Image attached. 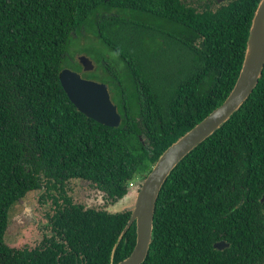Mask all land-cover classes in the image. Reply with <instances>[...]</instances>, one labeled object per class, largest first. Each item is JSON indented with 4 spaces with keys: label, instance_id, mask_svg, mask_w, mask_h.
Listing matches in <instances>:
<instances>
[{
    "label": "trees",
    "instance_id": "obj_1",
    "mask_svg": "<svg viewBox=\"0 0 264 264\" xmlns=\"http://www.w3.org/2000/svg\"><path fill=\"white\" fill-rule=\"evenodd\" d=\"M196 1L0 0V264H75L74 257L58 263L51 248L9 246L14 204L53 180L81 178L114 205L230 94L260 0ZM82 28L111 53L99 54L100 67L84 76L108 85L118 126L80 112L60 81ZM263 198L264 69L241 107L172 170L142 264H264ZM64 199L53 229L66 242L54 246L90 264L131 254L135 222L114 250L131 211ZM223 240L228 247L214 246Z\"/></svg>",
    "mask_w": 264,
    "mask_h": 264
},
{
    "label": "water",
    "instance_id": "obj_2",
    "mask_svg": "<svg viewBox=\"0 0 264 264\" xmlns=\"http://www.w3.org/2000/svg\"><path fill=\"white\" fill-rule=\"evenodd\" d=\"M222 1L218 0V2ZM79 61L85 71L93 70L95 67L93 61L85 54L79 56ZM263 69L264 0H260L252 19L244 63L233 89L221 105L163 151L150 173L140 182L142 184L135 203L121 209V211H131V216L114 250L123 234L134 222L137 226V238L131 254L117 263L112 261V264H142L146 260L152 241L156 202L167 178L188 153L220 128L250 97ZM59 77L68 97L80 112L105 125L118 126L121 123L122 116L118 106L112 101L105 82L85 78L80 72L68 67L60 71ZM129 193L128 188L125 196L119 200L120 203L131 199ZM214 246L224 249L229 243L223 240L215 243Z\"/></svg>",
    "mask_w": 264,
    "mask_h": 264
},
{
    "label": "rangeland",
    "instance_id": "obj_3",
    "mask_svg": "<svg viewBox=\"0 0 264 264\" xmlns=\"http://www.w3.org/2000/svg\"><path fill=\"white\" fill-rule=\"evenodd\" d=\"M213 7H216L220 2L215 3V0H209ZM218 1V0H217ZM223 0L222 2H225ZM205 0H197V5H203ZM80 35H75L71 39V44L69 47V57L64 62L65 67H71L72 60L79 61V56L85 54L94 63L95 69L99 68L100 65L96 60L99 54L108 55V47L103 45V43L98 39V37L90 29H81ZM87 48V51H85ZM94 69V70H95ZM91 71V70H90ZM143 180L141 178H136L131 181L129 185L130 200L126 199L123 203L118 201L115 205L109 204V201L100 192L95 191V186L88 184L81 179H73L70 181V186L68 192L72 195L75 194L76 199H79L81 203H89L97 208L106 207L110 211L118 212L122 208L132 206L137 197L138 190H140V185ZM47 205L40 204L39 202V192L32 191L29 192L21 201L14 204L10 210L8 229L6 231L5 240L9 246L12 247H24L26 244L33 245L38 239H41V229L40 226L44 222V214L47 209ZM117 208V209H116ZM116 209V210H115ZM32 214V215H31Z\"/></svg>",
    "mask_w": 264,
    "mask_h": 264
},
{
    "label": "flooded vegetation",
    "instance_id": "obj_4",
    "mask_svg": "<svg viewBox=\"0 0 264 264\" xmlns=\"http://www.w3.org/2000/svg\"><path fill=\"white\" fill-rule=\"evenodd\" d=\"M220 3H222V2H220ZM78 63L82 67V69L78 72H80L82 74V76L85 77L84 74L88 71H85L83 69V66L80 63V61H78ZM94 69H95V67H94ZM93 70H91V71H93ZM99 72L100 73L107 72V66L105 65L103 67V69L100 70ZM85 78H87V77H85ZM76 179H81V178H76ZM81 180L87 182L88 184H91V182L88 180H85V179H81ZM70 181H68V182H64V181L63 182H61V181L57 182V181L53 180L50 183V187H47V188L44 187V188L29 191V192L38 191L40 204H45V205H47L48 208L46 209L45 214L43 216L44 222L40 226V229H41L40 237H41V239H38L36 242L33 243V245L26 244L24 247H21L20 249L28 248L31 251H37L38 250V251L44 252V251L49 250V248H51L53 250L59 251L57 253L56 258H55L58 263H61V260H60L61 257H64V258L74 257V259L77 260L75 264H90V263H87L86 258H84V256L82 254H78V253L70 254L69 252L73 250L71 247L70 248H64V249L60 250V248H58L57 246H54V244H62V243L66 242V239H59L60 236H58L57 232L53 229V222H54L55 216L58 214V212L60 210L64 209V205H65L64 196H68V197L72 198L73 202H75V203H81L79 199H76V196H74L75 194L72 195L71 193L68 192V188L70 186ZM54 183L56 186L54 185ZM94 190L97 192L101 191L98 188H96ZM101 193L104 196V192L101 191ZM23 198L18 200V202L21 201ZM84 204L88 207H92V205H90L88 202L84 203ZM94 207H96V206H94ZM99 209H106V207H101ZM54 236H55V238H53ZM15 248L19 249V247H15Z\"/></svg>",
    "mask_w": 264,
    "mask_h": 264
},
{
    "label": "bare ground",
    "instance_id": "obj_5",
    "mask_svg": "<svg viewBox=\"0 0 264 264\" xmlns=\"http://www.w3.org/2000/svg\"><path fill=\"white\" fill-rule=\"evenodd\" d=\"M250 53V52H249Z\"/></svg>",
    "mask_w": 264,
    "mask_h": 264
}]
</instances>
